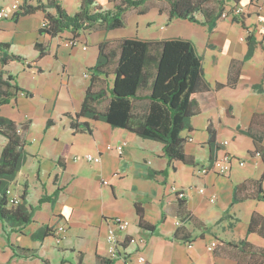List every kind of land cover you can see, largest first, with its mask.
<instances>
[{"label":"crops","instance_id":"obj_1","mask_svg":"<svg viewBox=\"0 0 264 264\" xmlns=\"http://www.w3.org/2000/svg\"><path fill=\"white\" fill-rule=\"evenodd\" d=\"M94 2L103 10H113L118 1ZM9 3L10 0H0V7ZM159 3L150 0L144 9L156 7L153 9L157 15L165 18V23L161 19L165 24L161 28L167 30L178 19L168 21L167 6L159 7ZM81 4L82 0L58 2L68 15L77 13ZM131 11L137 14L135 10L128 12ZM259 18L264 22V12ZM43 23L44 14L40 11L0 21V43L9 45L7 54L22 56L30 66L11 62L2 67L0 63V73L14 76L18 85L31 94H19L9 104L0 106V110H10L0 113V117L27 127L23 134L25 160L8 188L14 195L25 192L26 206L32 208V222L18 230L9 231L0 221V264H98V260H111L107 241L110 230L118 243L112 264H264V256L255 262L240 244L246 241L264 249V239L247 232L252 214L264 217V177L260 181L264 166L261 158L252 154L255 143L246 134L249 130L259 133L264 148V48L258 37L259 27L248 29L257 44L252 57L244 60L246 30L239 31L238 36L242 33L244 37L240 42L220 33L218 22L212 31L196 24L206 27L211 37L203 45V54H198L205 80L211 86L225 85L233 64L238 68L237 81L234 87L203 94L201 113L190 121L192 130L181 132L184 152L192 157L194 165L173 162L168 167L160 142L87 118H80L78 123H87L90 132H73L70 128L71 118L67 115L73 116L80 109L89 84V70L98 57V45L105 41L116 44L128 38L98 27L81 33L71 45L72 34L67 31L54 38L40 35ZM147 37L137 35L130 39H176L162 33ZM185 40L191 41L199 53L194 40ZM35 43L46 49L38 62ZM206 53L220 74L205 70ZM216 53L224 59L220 61ZM219 65L224 67L219 69ZM24 73L30 76V84L19 82V74ZM112 81L113 76H109L104 84L111 87ZM209 124L216 133L217 160L225 154L233 158L226 176L199 173L200 168L210 165L206 131ZM4 142L0 136V145ZM121 142L126 143L121 156L106 150V146ZM87 153L99 156L100 162H87ZM237 160L244 165L239 166ZM164 170L167 176H149ZM176 190L184 193V199H177ZM42 198L49 200L39 204ZM135 204L142 209L143 220L155 227L153 232L137 226ZM182 209L192 218L182 219ZM114 220L125 222L126 230L116 229ZM60 227L65 232L57 243L54 232ZM178 228L187 241L172 238ZM45 229L53 232L44 236ZM213 243L215 246L209 251ZM11 246L31 250L35 256L17 257ZM141 258L143 263L139 262Z\"/></svg>","mask_w":264,"mask_h":264},{"label":"trees","instance_id":"obj_2","mask_svg":"<svg viewBox=\"0 0 264 264\" xmlns=\"http://www.w3.org/2000/svg\"><path fill=\"white\" fill-rule=\"evenodd\" d=\"M34 1V3H32ZM113 10H103L94 0H82L80 9L74 15H68L56 0H23L18 13L28 15L40 11L44 14V25L39 29L40 35L49 38L57 37L63 32L72 34L74 42L81 33L91 32L98 27L106 31L122 28L125 25V14L135 10L137 14H145L144 5L150 0H117ZM167 6L168 21L185 20L193 24L207 26L212 31L217 22L225 14L227 2L236 0H157ZM201 16V18H199ZM233 23L246 29V19L242 15H234ZM253 32L245 38L247 52L244 60L252 57L257 44ZM261 43V42H260ZM262 47L263 43H261ZM38 52L35 62L45 56V47L35 43ZM9 45L0 43V63L2 67L11 62H18L25 67L26 60L19 55H8ZM235 68V69H234ZM238 68L231 64L226 84L216 83L211 86L204 77L202 58L198 55L194 44L185 39H168L160 41H145L139 39H122L116 44L105 41L98 45V57L90 68L89 84L86 88L80 109L71 118L70 128L73 132H90L87 123H78L80 118L103 121L113 128L127 130L142 139L160 142L163 157L167 166L173 162L193 166L192 157L184 152L185 139L181 132L191 131V118L201 113L200 97L208 92H215L225 86L234 87L237 81ZM235 74H234V72ZM40 73V69H37ZM113 76L111 87L105 85V79ZM101 77L103 79H101ZM31 96L22 89L14 76L2 71L0 73V106L9 104L17 95ZM51 122L48 121L47 125ZM26 125L0 117V136L4 144L0 145V221L9 231L18 230L32 222V208L26 206L25 192L20 196L21 202L14 206L8 202L6 190L14 180L25 160L24 132ZM209 135L210 165L217 160L219 147L216 143V133L209 124L206 127ZM255 143L252 154L258 155L264 166V148L261 147V135L246 131ZM167 176V170L154 171L149 174ZM264 177V172L260 181ZM259 181L258 192L261 193ZM55 197V196H54ZM49 200L42 198L39 204ZM179 201L181 199H178ZM183 206V202H180ZM138 217L137 226L153 232L155 227L143 220L142 209L135 204ZM180 217L184 220L192 216L182 209ZM51 229H45V235L51 234ZM247 232L257 233L264 239V217L254 213L250 216ZM175 240L187 241L184 232L178 228L173 236ZM242 250L257 262L264 256V249L255 248L246 241L241 243ZM17 257H31V250L11 246ZM98 264H112L111 260H98ZM261 264L262 261H261Z\"/></svg>","mask_w":264,"mask_h":264},{"label":"rangeland","instance_id":"obj_3","mask_svg":"<svg viewBox=\"0 0 264 264\" xmlns=\"http://www.w3.org/2000/svg\"><path fill=\"white\" fill-rule=\"evenodd\" d=\"M18 4H21V0H16ZM237 3L234 2H227L225 5V17L221 18L218 23L220 24L218 27V30L222 34H226L230 39L232 40H238L242 42L244 40V37L248 35V33H251L252 30H246L242 29L239 25L238 28H236L231 21L232 16H234V10L236 8H239L241 10L239 15H242L245 17V19L248 22H245L246 29L252 28L253 31L255 30V27L257 24L254 21H257V16L260 15L262 12V9L259 10V8H264V0H236ZM11 2V0H10ZM165 5L164 3H159V7ZM156 7H148L146 10L145 15H139L135 14L133 11L128 12L125 17V25L122 28L111 30L110 33H116V36H120L121 38H135V36H142L146 35L147 38H153L152 36H156L159 34H164L166 36H174L173 38H179V39H190L194 40L195 45L198 50V54H203V45L206 42L207 39H210L209 33L207 31L206 27L192 24L187 21L183 20H174L172 24L167 28V30H164V28H161V26L165 27V18L159 17L157 15V10L153 9ZM261 12V13H260ZM201 18V16H199ZM161 19L164 20V23L161 22ZM264 23V22H263ZM231 26V27H230ZM239 31L243 32V35H239ZM259 41L263 43L264 45V24L261 27V29L258 32ZM239 37V38H238ZM220 61L224 59L222 54H217ZM223 68L224 66L219 65V69ZM205 70L210 72L212 70V73L220 74V70H215V65L213 66L210 54L206 53L205 55V63H204ZM19 82L24 84H30V76L27 74H19ZM17 81V80H16ZM9 108H4L0 110V113H6L9 112Z\"/></svg>","mask_w":264,"mask_h":264},{"label":"built area","instance_id":"obj_4","mask_svg":"<svg viewBox=\"0 0 264 264\" xmlns=\"http://www.w3.org/2000/svg\"><path fill=\"white\" fill-rule=\"evenodd\" d=\"M57 2L62 1V0H56ZM23 0H21V4H18L16 0H11V2L9 3V5L7 6H1L0 7V21L3 20H12L14 18V15L16 13H18V10L20 8V6L22 5ZM262 11L264 10V8H259V10ZM241 12V10L239 8H236L234 10V14L235 15H239ZM261 13V12H260ZM226 14L222 15V18L225 17ZM260 15L257 16V27H259L258 29L260 30L261 27L263 25V21L261 20V18H259ZM44 25V23H43ZM42 25V26H43ZM71 45H75V41L72 42L70 41ZM187 141H191V139H188ZM126 146L125 142H121L120 144L116 145V146H106V150L109 152L114 151L117 155L121 156L124 152V148ZM256 156H258L256 154ZM84 159L89 162V163H99L100 162V157L99 156H94L92 154H85L84 155ZM233 158L230 155L225 154L220 160H216V162L213 165H208L207 167H203L200 168L199 173L200 174H207L209 172H213L217 175L220 176H226L228 175L230 169H231V163H232ZM239 166H243V162L240 160H237ZM104 184H106V182H104ZM200 193L203 192V189L199 190ZM6 195L8 197V202L10 205H18L21 202L20 196L19 195H14L12 194V192L10 191V189L8 188L6 190ZM175 195L177 197V199H184V193L182 191L176 190ZM113 224L115 226L116 229H118L119 231H124L127 228V224L125 222L119 221V220H114ZM65 232L63 227L58 228L54 233L56 235V242L58 243L62 237H60L63 233ZM107 241L109 242V248H108V254L110 255V259L113 260L114 257L117 256V236L113 233L112 230H110L107 234ZM215 246V243L211 244L208 247V250L211 251L213 250ZM139 262L143 263L144 259H139Z\"/></svg>","mask_w":264,"mask_h":264}]
</instances>
